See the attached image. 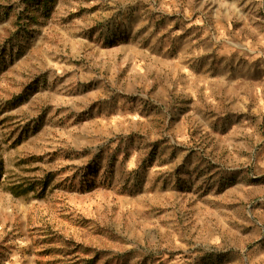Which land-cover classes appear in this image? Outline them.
<instances>
[{
    "label": "rangeland",
    "instance_id": "obj_1",
    "mask_svg": "<svg viewBox=\"0 0 264 264\" xmlns=\"http://www.w3.org/2000/svg\"><path fill=\"white\" fill-rule=\"evenodd\" d=\"M264 264V0H0V264Z\"/></svg>",
    "mask_w": 264,
    "mask_h": 264
},
{
    "label": "trees",
    "instance_id": "obj_2",
    "mask_svg": "<svg viewBox=\"0 0 264 264\" xmlns=\"http://www.w3.org/2000/svg\"><path fill=\"white\" fill-rule=\"evenodd\" d=\"M95 255H93V257L88 260V264H94V262L99 259V258H102L103 255H98L97 253H94ZM101 264H106V261L105 262H102Z\"/></svg>",
    "mask_w": 264,
    "mask_h": 264
}]
</instances>
